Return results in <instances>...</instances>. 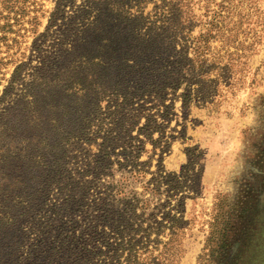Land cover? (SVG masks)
<instances>
[{"label":"rangeland","instance_id":"374dc122","mask_svg":"<svg viewBox=\"0 0 264 264\" xmlns=\"http://www.w3.org/2000/svg\"><path fill=\"white\" fill-rule=\"evenodd\" d=\"M85 3L0 0V264H264V0Z\"/></svg>","mask_w":264,"mask_h":264},{"label":"trees","instance_id":"16d2710c","mask_svg":"<svg viewBox=\"0 0 264 264\" xmlns=\"http://www.w3.org/2000/svg\"><path fill=\"white\" fill-rule=\"evenodd\" d=\"M64 1L65 0H56L54 13L51 15L49 19V25H51L55 21L56 17L62 12L61 8L63 6ZM100 1L102 2L103 0H87V3H85V5H83L79 9V11L75 14L74 17H72L76 19L80 17V20H79V25L77 26V28L73 29L74 31L72 30L73 37L71 40H66L68 36H66L65 34V41L63 42L64 46L62 47L64 48L65 52H69L70 50H73V49L86 50V48L93 42L94 39L100 40V41L105 39L106 40L105 43H107V45L104 46L105 44H102L101 52L104 53V50H105L111 53L112 57H115L116 51L118 50L117 44H115V42L117 39L119 40V37L121 36L120 29H121L122 24H119L120 15L117 16L116 13L111 12L112 11L111 9L110 11H108L106 7L104 6V4L99 3ZM5 2L6 1H4V3ZM0 30L3 35L6 33L7 30L10 31L9 26L7 24L3 25V27H1ZM101 34L102 36H100ZM1 39H4V36ZM57 56L58 55H56L55 57H52V60L50 63H43V66H45V71L47 68V70L49 71L47 73H50L52 77L54 74L55 76L62 78V71L66 70L70 63L63 61V59H61L60 56L58 57ZM101 58H103L102 60L103 67L101 68L108 70V68L110 67L109 64L112 63L113 60H110L104 64L105 60H108V59H104V56ZM21 68H22L21 65H18L17 67H15L13 75H12V80H15V78L19 76ZM104 74H105V70H104ZM54 79L57 80L58 78L56 79L53 77V80ZM58 80L59 82L62 81V79H58ZM43 81H46V78L44 75L41 78V81L38 83V86L35 88L36 91H34L31 94L33 103H39L41 100V94L44 93V90H45V89H40ZM35 82H38V81L34 80V83ZM8 159H5L3 161V165L2 163H0V165L4 166L12 162L14 163L18 162L15 158H12V159L8 158ZM69 263L70 262H65V264H69Z\"/></svg>","mask_w":264,"mask_h":264}]
</instances>
